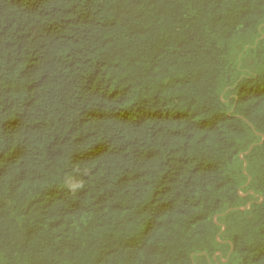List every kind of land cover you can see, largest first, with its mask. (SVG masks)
Returning <instances> with one entry per match:
<instances>
[{"label": "trees", "instance_id": "trees-1", "mask_svg": "<svg viewBox=\"0 0 264 264\" xmlns=\"http://www.w3.org/2000/svg\"><path fill=\"white\" fill-rule=\"evenodd\" d=\"M263 26L264 0H0V264H264Z\"/></svg>", "mask_w": 264, "mask_h": 264}, {"label": "clouds", "instance_id": "clouds-1", "mask_svg": "<svg viewBox=\"0 0 264 264\" xmlns=\"http://www.w3.org/2000/svg\"><path fill=\"white\" fill-rule=\"evenodd\" d=\"M81 186H82V185L77 184V185H72L71 187H72L73 190H75L77 187H81Z\"/></svg>", "mask_w": 264, "mask_h": 264}, {"label": "water", "instance_id": "water-1", "mask_svg": "<svg viewBox=\"0 0 264 264\" xmlns=\"http://www.w3.org/2000/svg\"><path fill=\"white\" fill-rule=\"evenodd\" d=\"M264 139V138H263ZM251 149V147L249 148V150ZM244 166H245V164H244ZM242 209V208H241ZM224 261H226V259L224 260Z\"/></svg>", "mask_w": 264, "mask_h": 264}, {"label": "rangeland", "instance_id": "rangeland-1", "mask_svg": "<svg viewBox=\"0 0 264 264\" xmlns=\"http://www.w3.org/2000/svg\"><path fill=\"white\" fill-rule=\"evenodd\" d=\"M264 27V26H263Z\"/></svg>", "mask_w": 264, "mask_h": 264}]
</instances>
